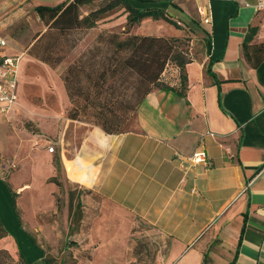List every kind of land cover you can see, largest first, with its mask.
<instances>
[{"label":"crops","instance_id":"crops-1","mask_svg":"<svg viewBox=\"0 0 264 264\" xmlns=\"http://www.w3.org/2000/svg\"><path fill=\"white\" fill-rule=\"evenodd\" d=\"M63 1L0 0L1 53L18 63V100L7 113L0 110V119L24 107L20 71L26 62L10 53L1 32L24 11ZM196 2L211 23L201 21L205 51L186 65L183 93L153 89L134 114L137 127L123 133L73 119L60 125L56 118L57 150L53 145V152L27 156L16 144L20 169L26 165L31 177L12 189L22 210L14 242L27 245L29 253L20 247L31 264H45L29 228L54 206L60 184L52 178L81 188L85 212L98 211L103 249L121 237L119 264H264V57L253 55L264 44V12L256 10L257 0ZM126 20L125 14L119 22ZM251 27L257 31L247 56L243 44ZM211 59L219 82L207 73ZM197 150L206 152V163L192 162ZM0 187L1 199L12 204L2 178Z\"/></svg>","mask_w":264,"mask_h":264},{"label":"rangeland","instance_id":"rangeland-1","mask_svg":"<svg viewBox=\"0 0 264 264\" xmlns=\"http://www.w3.org/2000/svg\"><path fill=\"white\" fill-rule=\"evenodd\" d=\"M174 2L182 11L170 7L169 13H172L171 15L181 28L165 20L146 18L132 27L131 32L139 35L177 38L175 41L177 50L187 59L197 60L204 54L206 41V32L202 30L204 26L201 24L197 2L196 0H174ZM103 4L102 0H97L89 6H84L82 11L84 13L89 8H96ZM109 14L112 17L108 20H102L97 27L76 34L80 41L55 67L29 53L35 35L46 29L33 9L26 10L21 16H17L11 24H6L5 29L1 32V35H4L8 41L10 53L18 54L20 57L24 56L26 59L23 69L20 71V98L23 100L24 107L18 106L17 109L10 112L11 114L0 119V178L5 181L10 189L16 186L17 181L31 177L26 165L20 169L21 164L15 150L16 144L20 146V152H25L27 156H31L41 149H49L51 145H54L57 150L55 141L59 134L55 137L53 129L54 125L56 127L58 123L55 124L53 120L60 118V125H62L66 119H70L68 111L72 107L62 79L63 74L71 62L96 44L100 33L103 31L122 32L124 30L125 24L121 25L119 20L125 16V12L122 9H117ZM187 15L190 19L186 18ZM186 20L190 22V25L187 24ZM122 37H126V34H123ZM102 55L99 54L98 58ZM162 80L166 84H174L175 86L180 84V69L176 63L169 62ZM134 114L126 124L125 130L137 127ZM24 157L26 156L24 155ZM56 157L57 154L54 156V163ZM67 167L72 172V166L69 162ZM18 170L16 177L11 180V176ZM71 175L85 181V177L82 175L74 173ZM58 178L63 180L61 173L58 174ZM70 192L77 195L82 193V189L76 185L68 184L64 180L61 181L59 191L55 193L52 209L40 213L35 219V225L29 228L47 257L52 264H60L62 261L65 264H119L117 250L122 244L121 237H118L117 242L113 241V245L110 243V246L103 249V218H98L95 221L98 214L97 210L85 212L84 201L81 199L82 206L79 208L78 199L75 196L73 217L76 219L79 209H81L82 219L80 222H75L74 219L71 221L67 218L65 210L69 207ZM1 196L3 195L0 187V216L12 233L14 240L4 238L0 241V264H21L17 246L21 248L22 245L25 250L28 248L25 244H15L14 241L17 238L13 232V225L19 220L22 210L16 196L12 195V198L16 199V208L8 199H1ZM10 225L12 226L10 227ZM26 251L29 253L28 250Z\"/></svg>","mask_w":264,"mask_h":264},{"label":"trees","instance_id":"trees-1","mask_svg":"<svg viewBox=\"0 0 264 264\" xmlns=\"http://www.w3.org/2000/svg\"><path fill=\"white\" fill-rule=\"evenodd\" d=\"M95 1L97 0H66L53 6L46 4L35 6L34 10L46 29L35 35L29 53L55 67L80 41L76 34L97 27L102 20L109 17V13L122 9L127 19L124 30L100 33L96 44L71 62L62 77L72 104L68 117L98 125L106 133L119 134L127 131L124 129L126 124L153 89L176 90L177 93H183L187 83L186 65L193 60L187 59L177 50L175 46L177 38L139 35L131 32L132 27L146 18L165 20L177 25L169 13L170 7L180 9L174 0H102L103 5L89 8L83 13V7ZM148 3L153 5L139 6ZM188 17L187 15L186 18ZM186 22L190 25L188 20ZM202 30L207 34L205 29ZM256 31V27H251L245 37L243 44L245 55L250 47L249 41ZM123 34H126V37H122ZM99 54L103 55L98 58ZM253 55L261 60L264 57V44L259 45ZM169 62L176 63L180 69V84L176 86L166 84L162 80ZM213 63L214 60L211 59L207 73L215 82H219L216 73L212 70ZM52 181L60 184L57 178H52ZM9 190L11 195L17 197L12 189ZM75 196L79 208L82 206L80 194L70 192L69 219L80 222L81 209L76 219L73 217ZM12 205L14 208L17 207L14 197ZM29 236L35 246L42 251L45 264H52L36 238ZM4 238L14 239L0 216V241ZM16 243L18 245V242ZM17 253L21 264H31L19 246ZM60 264L65 262L62 261Z\"/></svg>","mask_w":264,"mask_h":264},{"label":"built area","instance_id":"built-area-1","mask_svg":"<svg viewBox=\"0 0 264 264\" xmlns=\"http://www.w3.org/2000/svg\"><path fill=\"white\" fill-rule=\"evenodd\" d=\"M256 10L264 12V0H257ZM198 12L204 24L211 23V15L206 8L199 7ZM5 45L6 41L0 39V110L7 113L18 100V63L17 59L1 53V48ZM49 150L53 152L55 147L51 145ZM190 159L194 163H206L207 154L204 150H197Z\"/></svg>","mask_w":264,"mask_h":264}]
</instances>
